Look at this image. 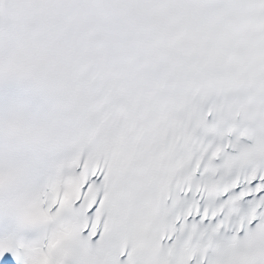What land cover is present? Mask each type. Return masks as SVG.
Returning a JSON list of instances; mask_svg holds the SVG:
<instances>
[{"label":"snow or ice","instance_id":"1","mask_svg":"<svg viewBox=\"0 0 264 264\" xmlns=\"http://www.w3.org/2000/svg\"><path fill=\"white\" fill-rule=\"evenodd\" d=\"M0 264H264V0H0Z\"/></svg>","mask_w":264,"mask_h":264}]
</instances>
